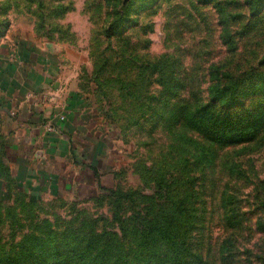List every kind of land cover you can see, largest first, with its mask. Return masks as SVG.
<instances>
[{"label": "rangeland", "instance_id": "1", "mask_svg": "<svg viewBox=\"0 0 264 264\" xmlns=\"http://www.w3.org/2000/svg\"><path fill=\"white\" fill-rule=\"evenodd\" d=\"M28 34L118 150L93 190L0 202V264H264V0H0V43Z\"/></svg>", "mask_w": 264, "mask_h": 264}, {"label": "crops", "instance_id": "2", "mask_svg": "<svg viewBox=\"0 0 264 264\" xmlns=\"http://www.w3.org/2000/svg\"><path fill=\"white\" fill-rule=\"evenodd\" d=\"M78 63L29 34L0 43V202L59 198L112 176L117 143L79 89Z\"/></svg>", "mask_w": 264, "mask_h": 264}, {"label": "trees", "instance_id": "3", "mask_svg": "<svg viewBox=\"0 0 264 264\" xmlns=\"http://www.w3.org/2000/svg\"><path fill=\"white\" fill-rule=\"evenodd\" d=\"M181 203H182V202H181ZM181 203H180V204H181ZM181 209L183 210L182 213H184V209H183V207H182ZM238 228H240V227H238ZM222 236H223V235H222ZM222 238H223V237H222ZM231 241H232V245H233V246H234V245H239V244H241V239H240V240H237V239H231ZM225 253L230 255V254L232 253V251H226ZM221 256H222L221 253H219V254L217 255L218 259L221 258ZM213 260H214V261H213ZM215 260H216V259L213 258L211 264H213V263L215 262ZM207 263H208V262H206V264H207Z\"/></svg>", "mask_w": 264, "mask_h": 264}, {"label": "built area", "instance_id": "4", "mask_svg": "<svg viewBox=\"0 0 264 264\" xmlns=\"http://www.w3.org/2000/svg\"><path fill=\"white\" fill-rule=\"evenodd\" d=\"M45 127H46L47 130H51L52 129V126L50 124H46Z\"/></svg>", "mask_w": 264, "mask_h": 264}]
</instances>
